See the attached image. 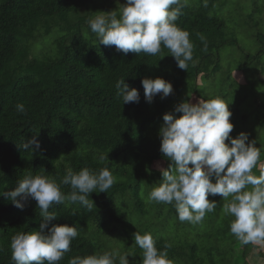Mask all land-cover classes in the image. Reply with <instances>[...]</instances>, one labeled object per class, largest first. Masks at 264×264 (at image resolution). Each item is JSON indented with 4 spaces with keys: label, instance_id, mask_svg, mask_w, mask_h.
Segmentation results:
<instances>
[{
    "label": "trees",
    "instance_id": "obj_1",
    "mask_svg": "<svg viewBox=\"0 0 264 264\" xmlns=\"http://www.w3.org/2000/svg\"><path fill=\"white\" fill-rule=\"evenodd\" d=\"M109 5L108 0H0V192L13 190L28 174L54 176L59 182L66 167L78 172L84 167L99 171L108 166L115 176L107 193L97 190L90 194L94 202L91 210L69 201L49 209L57 215L52 223L74 224L79 231L59 264H68L77 255L117 250L113 238L129 248L125 253L130 254V264H142V249L135 244L134 233L148 231L140 228L143 224L134 227L133 218L127 213L128 206L144 217L152 212L149 193L162 179L155 163L165 162L166 169L171 163L160 152L163 115L192 96H220L232 112L230 122L234 128L230 136L235 138L241 132L247 133L240 129L241 124L248 127L253 121L243 110L240 115L241 107L235 115V102H244L251 97L252 89L264 87V79L253 77L264 56V0L255 3L249 14L252 18L261 13L260 23L251 25L254 31L249 33L258 45L252 51H247L240 41L243 22L227 16L232 6L229 0H208L207 7L203 0H187L176 21L190 33L194 44L193 60L187 70L180 69L163 46L161 54L151 56L124 54L114 45L99 44L87 21L101 11H110ZM197 33L206 37V51ZM227 55L237 62L232 67L228 61L231 84L224 81L225 74L217 75L226 66ZM256 63L260 65L254 66ZM235 69L245 73L246 83L235 79ZM216 76L222 79L219 81L224 89L222 94L213 95L207 91L206 82ZM157 77L171 82L173 92L164 99L157 94L148 103L141 81ZM121 78L139 91L138 103L123 104L117 96L115 84ZM256 102L260 107L258 99ZM19 103L25 105L23 114L16 110ZM263 130L260 127L259 135H263ZM33 135L40 142L38 150L31 152L19 147ZM257 138L256 147H261L264 162V142L259 144L264 137ZM101 154L109 160L101 162ZM254 169L258 170L259 165ZM61 190L67 195L70 185H61ZM145 190L148 193L144 195ZM206 218L214 221L209 213ZM42 219L34 199L29 198L20 209L0 196V264H14L11 237L18 231L38 230ZM233 219L222 218L221 235L231 236ZM207 234L208 238H202L198 232L197 237L202 240L187 246L177 245L164 236L153 238L158 249L171 245L170 260L206 264L214 248L210 238L213 234ZM233 244L243 248L248 264H252L248 257L256 246Z\"/></svg>",
    "mask_w": 264,
    "mask_h": 264
},
{
    "label": "clouds",
    "instance_id": "obj_2",
    "mask_svg": "<svg viewBox=\"0 0 264 264\" xmlns=\"http://www.w3.org/2000/svg\"><path fill=\"white\" fill-rule=\"evenodd\" d=\"M186 4L187 0H126L121 5L117 0L119 8L101 11L87 23L99 44L114 45L124 54L133 52L151 56L161 54L163 46L169 50L177 66L187 70L193 60L194 44L190 33L176 23ZM203 6H208V0H203ZM197 36L206 51V37L201 33ZM141 84L148 103L157 94L164 99L173 92L172 83L160 77L143 78ZM115 88L123 104L139 102V91L130 87L125 78L118 80ZM228 105L220 96L200 98L195 103L185 100L175 105L172 112L163 115L159 129L160 152L171 163L167 169H160L162 179L152 188L148 198L158 204H173L181 222L199 224L217 207V202L208 197L220 195L223 201H227L223 205L225 214L234 217L230 232L241 245L252 244L264 249L261 147H256V141L249 140L245 132L235 138L230 136L234 125L230 122L232 112ZM16 110L25 113V105L17 104ZM36 135L23 141L19 147L31 152L38 150L40 142ZM99 160L105 162L109 159L101 154ZM258 165L260 174L255 175L253 169ZM114 183L115 176L108 166L99 171L84 167L78 172L66 167L59 182L54 176L28 174L13 190L0 192V196L20 209L29 198L34 199L43 218L38 230L18 231L11 237L14 264H59L70 251L79 231L74 224L52 223L57 220V215L49 209L69 201L91 210L94 202L89 198L90 194L97 193V190L98 193H107ZM61 185H70V193L65 195ZM134 241L142 249V264H173L168 258L171 245L165 244L163 249H158L150 232L141 234L136 231ZM129 256L118 250L104 251L71 257L68 264H117V260L118 264H130Z\"/></svg>",
    "mask_w": 264,
    "mask_h": 264
},
{
    "label": "rangeland",
    "instance_id": "obj_3",
    "mask_svg": "<svg viewBox=\"0 0 264 264\" xmlns=\"http://www.w3.org/2000/svg\"><path fill=\"white\" fill-rule=\"evenodd\" d=\"M189 2H194V0H188ZM259 0H229L231 7L229 6V11L227 13V16L230 18L232 16V20L236 19L239 22H243V25L240 27V30H242L240 35V41L241 44L244 45L247 48V51L256 50L258 48L257 42L255 41L254 37H251L249 33L251 34L252 31H254V24L260 23V17L261 13L257 12L252 18L249 17V14L252 12L253 6L255 3H258ZM125 0H119V4L123 5ZM108 4L110 7V11L115 10L120 7V5H117V0H108ZM107 11V12H110ZM100 14V13H99ZM231 19V18H230ZM264 27V26H263ZM228 56V55H227ZM238 55H235V58ZM229 62L232 63V67H235L234 64H237L236 60L234 58H230L228 56L225 59V65L223 70L218 73L217 75H220L219 77H222V74H225V79L227 84H231V80H229L227 74L229 73ZM264 56L260 62L261 66H257L260 64H254V66H257L256 72L254 74V79H264ZM232 70V69H231ZM235 73L234 77L239 81L241 84L246 83V77L245 73L243 71L234 70L233 74ZM218 76L210 78L206 82L207 91H211L213 95H218L223 93L224 86L222 85V82H220ZM258 83L259 80H254ZM199 82H201V79H199ZM248 83V82H247ZM261 85V83H260ZM226 86V85H225ZM262 94V95H261ZM260 95V97H259ZM262 96V97H261ZM256 99L259 101V105L256 102ZM199 100V98L192 96L190 101L195 103ZM234 109L236 110L235 115L238 116V107L240 108V115L242 114V110L247 112L251 118L250 121H252L251 126L248 125H240V129L247 131V134L249 135V138H254L255 141L258 140L257 137H264V130L262 131L263 135H259L260 127H264V87L261 89H252L251 97H248L245 99L242 103L235 102ZM239 105V106H236ZM239 115V116H240ZM256 137V138H255ZM253 139V140H254ZM263 143L264 140L259 141L260 143ZM257 143V142H256ZM261 143V144H262ZM264 163V162H262ZM155 166L159 169L165 168L166 164L163 161H158L155 163ZM253 173L255 175H259V169H253ZM146 178V174H144V179ZM214 182V181H213ZM151 189V187H148V190ZM144 195L145 192L148 193L147 190L143 191ZM151 192V191H150ZM209 200H215L217 202L216 209L209 213L210 218L214 219V221H210L207 218L203 219V221L199 224H191L187 221L181 222L178 219V215L176 212L175 207H172L170 204H163V203H156L154 201L150 200V209L152 212H150L147 216H141L138 215V213L135 211V209L131 206L128 208L130 209L127 213L129 218H133V221L131 222L134 227H138L140 224H143L140 228L147 230L152 234V236H164L170 241H173V243L180 245V246H187L189 243L202 240L203 237L208 238V233L213 234L210 238L213 241L212 246H214L212 255L209 257V261L206 262V264H248L246 257L243 254V248L238 247L233 243H240L236 237L231 239V236H223L221 235L220 231V224L223 217L227 216L229 219H232L234 217L225 214L223 210V205L227 203V201H223V198L220 195H216L215 197L209 196ZM231 199V197H229ZM169 213H174L172 216H169ZM218 213V214H217ZM218 222V224H215V222ZM198 232L201 233V239H198L197 234ZM229 232V231H228ZM221 235V236H220ZM114 242L112 243L115 248L121 252L125 253L129 250V248L126 247V245L123 244V242L117 243L118 239L113 238ZM232 241V242H231ZM110 243V242H109ZM264 250L260 248L259 246H256L249 254V261L253 264H264V254H261L260 251ZM264 253V252H262ZM173 264H185L184 262L180 263L177 258L172 259Z\"/></svg>",
    "mask_w": 264,
    "mask_h": 264
}]
</instances>
